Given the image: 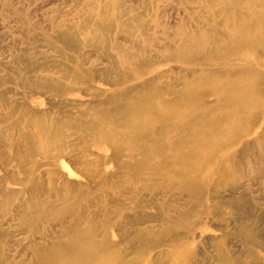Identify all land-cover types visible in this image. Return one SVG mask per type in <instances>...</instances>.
Segmentation results:
<instances>
[{
    "label": "rangeland",
    "instance_id": "obj_1",
    "mask_svg": "<svg viewBox=\"0 0 264 264\" xmlns=\"http://www.w3.org/2000/svg\"><path fill=\"white\" fill-rule=\"evenodd\" d=\"M0 264H264V0H0Z\"/></svg>",
    "mask_w": 264,
    "mask_h": 264
}]
</instances>
